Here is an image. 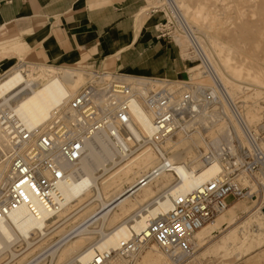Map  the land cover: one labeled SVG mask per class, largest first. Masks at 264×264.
<instances>
[{
    "label": "bare ground",
    "instance_id": "obj_1",
    "mask_svg": "<svg viewBox=\"0 0 264 264\" xmlns=\"http://www.w3.org/2000/svg\"><path fill=\"white\" fill-rule=\"evenodd\" d=\"M243 2L233 1V5H236L238 10L236 16L232 18L233 25L215 30L218 37L232 39L236 44V48L229 49L222 45L221 60L228 65L236 78H246L249 81L260 83L264 89V2L258 8L260 19L254 20L248 18L241 10ZM180 3L179 0H163L161 5L167 13L170 12L171 16H175L184 30V35L182 34L184 39L179 37L180 35L177 37L179 44L183 48L187 43L190 45L191 34L212 64L215 78L212 74L209 76L203 74L198 69V65L188 69L189 86L185 84L181 86L182 81L175 82L176 80L172 81L161 77L148 78L149 76L142 75L101 73L99 83L110 80L109 83L114 84L116 90L122 89L121 87L128 88V93L119 92L113 96L116 103L123 99L128 100L129 113L132 118L126 127L120 128L116 132L115 137H112L104 128L88 133L85 131L84 125H77L75 122L76 114L70 108L69 101L75 95L77 88L80 87L78 80L79 76L83 74L79 68L67 67L64 68L63 73L57 74L53 71L55 66L51 64L20 63L0 77V108L13 110L24 121L26 129L31 132L32 137L27 148L35 145L34 138L46 129L48 121L55 112L64 121L66 120L69 134L80 135L83 140V152L79 160L70 163L58 158L59 167L64 172V177L60 180L57 188L62 196V200L59 201V210L55 212H52V209L37 210L32 213L26 206L21 205L12 210L10 219H0V257L4 253H13V244L20 240L29 245L32 244V246L36 245L38 241L48 237L66 220H70L68 218L79 213L81 215L86 213V216H82V221L72 227L70 231L67 233L64 231V235L49 249L48 255L51 256L52 262L66 261L62 264H71L77 257L87 252L92 245H97L99 248L115 247L119 239L129 236L131 232L141 230L148 217L156 216L160 212L170 209V196L176 191L194 189L199 183L223 170L219 153L213 151L212 159L205 161L204 152L199 148L200 144L204 145L205 152L212 144L216 145L222 141L230 144L232 138L237 139L239 145L248 146L249 139L244 131L247 129V131H251L254 138L260 140L258 143L262 147L263 142L259 138V129H262V124L255 128L250 127L254 119L261 121L259 116L253 113L243 116L241 111L237 110L236 96L241 91L248 90V86H242L226 77L222 72H217L219 70L208 54L205 37L202 39L200 36L202 33L194 27V23L197 22L202 27L198 21V12L191 13L189 5L185 6V1L180 0ZM200 4H202L201 1L197 2L196 6ZM224 9L226 10V8ZM249 47L250 51H248ZM196 69L198 71L195 72ZM86 72L89 73L87 84L93 81L92 78L97 75V72L95 70H86ZM41 79L44 81L41 82ZM105 86H96L91 99L100 114H111L115 105L105 97ZM158 86H166L173 91L176 90L179 94L183 91H191V94L198 92L200 95L201 91L206 90L215 95L217 99L211 104L202 103L197 116L184 122L174 131V134L161 143L154 144L150 141L153 134L154 115L146 104L145 96ZM256 92L261 93L260 90ZM196 123L206 124L204 130H207L210 139L206 140L200 129L193 126ZM207 125L209 126L207 127ZM191 127L193 128L192 132L197 131L199 134L197 140L187 139L184 142L173 140V135L178 132H184L191 136L189 134L192 130ZM208 129L213 131L212 136ZM60 130L59 128L56 132L58 133ZM6 140V135L0 127V144L5 143ZM169 140L172 142L166 146L165 142ZM59 142L60 140L55 137L54 147ZM97 148H101L103 154L116 159V165L112 168L115 173L106 179L102 177L97 181H92L90 177L84 179L80 169L86 157L85 152L89 149L92 157L98 160L100 154ZM56 150L52 151L55 155H57ZM162 158L172 164L173 171H163L157 177L141 182L145 179L146 173L158 165ZM82 169L88 173L90 171L89 163L84 164ZM8 174L9 166L5 162L1 166L3 181L7 180ZM261 178L264 182V173ZM154 181H157V190L150 186ZM253 195V193L250 194V196ZM75 199H77V206L74 207L71 202ZM91 207L95 211L90 212ZM263 208L264 205H262V211ZM243 210L242 206L235 202L197 229L190 238L193 245L191 253L187 254L179 250L165 253L158 248L174 264H180L186 256H189V262L194 261L210 248L209 246L203 249L205 245L201 243L200 231L208 227L210 223L215 224L217 218L227 212L229 216L222 224V228H225L229 221L234 222L238 219V215ZM215 227L209 233L214 232ZM235 229L229 230V233ZM239 231L242 232V230ZM146 245L137 254L131 256L134 262ZM196 247L201 249L198 254H194ZM11 255L17 254L14 252ZM151 258H153V254L149 253L147 259L151 260ZM127 261L124 257H113L109 263L121 264Z\"/></svg>",
    "mask_w": 264,
    "mask_h": 264
},
{
    "label": "built area",
    "instance_id": "obj_2",
    "mask_svg": "<svg viewBox=\"0 0 264 264\" xmlns=\"http://www.w3.org/2000/svg\"><path fill=\"white\" fill-rule=\"evenodd\" d=\"M150 9L161 13V19L156 23L159 37H167L173 41L179 35H184V30L174 15L171 16L170 12L167 13L160 5ZM190 37L186 59L198 61L197 65L202 73L208 76L212 74L214 77L212 64L191 34ZM95 72L97 75L93 76V81L84 85L70 98V108L75 111L77 125H84L88 133L104 128L115 137L116 132L126 127L132 118L128 100L123 99L116 103L113 96L119 92L128 93V88L121 87L122 89L116 90L114 84L109 83L110 80L99 83L101 73L117 74L115 71L100 69V72ZM187 78L182 81L181 86L189 84L190 78L189 76ZM216 82L219 84L217 79ZM101 85H106L105 97L115 105L111 114H100L91 99L96 86ZM145 97L146 104L154 115L153 134L150 137V141L154 144L161 143L174 134L184 122L197 116L202 103L211 104L217 99L206 90L201 91L200 95L198 92L191 94V91H183L179 94L166 86H158L150 90ZM48 122L46 129L34 138L35 145L27 148L32 137L24 121L13 110L0 108V127L7 138L5 143L0 144V219H10L12 210L21 205L26 206L32 213L37 210L52 209V212L59 210L62 196L57 188L64 177V172L59 167L58 158L70 163L79 160L83 152V140L80 135L69 134L66 120L64 121L57 112ZM59 128L61 130L57 133ZM262 130L264 137V113ZM244 131L249 139L248 146L239 145L237 139L232 138L230 144L224 141L216 145L212 144L204 152L205 161L212 159L213 151L219 153L223 165L221 172L199 183L194 189L176 191L170 196V209L148 217L141 230L131 232L129 236L119 239L115 247L99 248L97 245H92L71 264H110L109 261L113 257H124L128 260L121 264H135L131 256L137 254L150 241L156 243L165 253L178 250L191 253L193 245L190 238L197 229L226 210L230 206L231 199L252 194L250 189L240 185L241 177L251 176L256 172L264 173V148L259 145V140L254 138L251 131L247 129ZM55 137L60 140L56 147H54ZM54 149H57V155L53 154ZM5 162L8 163L9 174L7 180L3 181L1 166ZM172 167L169 161L162 158L158 165L146 173L145 179L141 182L149 181L163 171H173ZM59 238L37 251L33 263L46 261V264H62L52 262L51 256L48 255L50 247Z\"/></svg>",
    "mask_w": 264,
    "mask_h": 264
},
{
    "label": "crops",
    "instance_id": "obj_3",
    "mask_svg": "<svg viewBox=\"0 0 264 264\" xmlns=\"http://www.w3.org/2000/svg\"><path fill=\"white\" fill-rule=\"evenodd\" d=\"M160 19L146 0H0V48L21 40L37 63L185 79L189 60L158 36Z\"/></svg>",
    "mask_w": 264,
    "mask_h": 264
},
{
    "label": "rangeland",
    "instance_id": "obj_4",
    "mask_svg": "<svg viewBox=\"0 0 264 264\" xmlns=\"http://www.w3.org/2000/svg\"><path fill=\"white\" fill-rule=\"evenodd\" d=\"M181 1H185L186 7L189 5L188 8L191 11V13L198 12L199 14L198 21L200 24H202V27L198 24V22L196 24L194 23L195 25L194 27L204 35L203 36L202 34L199 33L202 39H204L205 37V40L207 42L206 48L208 54L210 58L214 61L216 67L218 68L219 71L217 72L218 73L222 72L226 77L230 78L231 80H234L235 82L241 84L242 86L245 87L248 86V90L244 92L241 91L236 96L235 100H236L237 110L241 111L243 116L251 115V113L259 116V119L261 121L254 119L250 127L255 128L257 125L262 124V117L264 113L263 112L264 89L262 88L260 83L249 81L246 78L243 79L236 78L233 75V73H231L232 71L230 70L228 65L223 60H221L223 54L222 45H224L225 48L229 49L231 47L236 48V44L234 41H232V39L230 40V39L218 37L216 35L215 30L219 28H226L228 26L233 25L232 18L233 16H236V13L238 11L236 5L235 6L233 5L234 4L233 1H241V2L244 1L241 4V6L243 7L241 10L248 18L254 20V19H260V13L258 11V8L261 5V3L264 2V0H181ZM199 1L202 2V4H200L201 7L200 5L196 6V3ZM162 3L163 0H146V10H150V8H153V6L156 5H160L162 8L163 7V5H161ZM223 7L226 8V10ZM34 36L35 35H31L29 37L30 43L33 42L32 40L34 39ZM179 37L182 38V35H180ZM182 39H184V37ZM175 41L179 43L177 39H175ZM188 45H189L188 43L187 45H185L184 47L185 49L181 46L182 49L181 51L184 58L188 57L187 49H186L188 48ZM28 48L29 46L28 45L26 46L23 42H21V40H14L12 43L1 47L0 56L2 58L1 63H3V65L0 74L10 71L12 68L17 67L20 63L41 64V63L33 62L29 58L24 59V57H22V53H24ZM248 51H250V47L248 48ZM12 56H16V58ZM42 64H46V65L51 64L55 66V69H53V71L57 74L63 73L64 68L73 67L67 65L62 66L52 63L49 64L42 63ZM197 64L198 61L189 60L187 64V68L188 67L190 68ZM73 68H77V67H73ZM79 69L82 70L83 75L79 76L80 78L78 82H80L79 83L80 87L77 88V91L74 94H76L82 87H84V85H86V81L88 80L89 77V73L86 72V70L89 71L88 69L91 70L93 69L95 71L100 72V70L90 67H87V69H83V68H79ZM198 69L200 70V67ZM196 71L198 70L196 69L195 72ZM116 73L127 74L124 71H119ZM189 75L190 74L188 72V76ZM146 77L148 78L161 77L165 79V77H163L158 73L149 74L146 75ZM187 77L185 79H174V80H176L175 82H179V81L187 80L188 79ZM43 81L44 80L41 79V82ZM257 90H260L261 93L258 94L256 92ZM193 126L200 129L202 136H204L206 140L210 139L207 130H204L206 124L196 123ZM208 126L209 125H207V127ZM191 129L192 130H190L191 132L189 133L191 134V136H188L184 132L183 133L178 132L175 133V135H173V140L175 142H179V141L184 142L187 141V139L191 141L197 140V136H199V134L197 133V131L192 132L193 131L192 127ZM208 130L211 131V129ZM259 130H260L259 138L262 139L263 142L262 147L264 148L263 130L262 129ZM210 134H211L210 136H212L213 131H211ZM171 142L172 141L170 140L166 141L165 145L166 146L170 145ZM203 147L204 145L200 144L199 148L203 150V152H205L204 150L205 147L204 148ZM97 151L100 154V158L98 160L92 157V155L90 154L91 151L89 149L85 152L86 157L80 169V173H82L84 179H88V177H90L92 181L93 180L97 181L102 177L106 179L111 174L115 173V170H112V168L113 166L116 165L115 163L116 159L110 158L107 154H103L101 148H97ZM87 163H89V169H90L88 173L82 169L83 165ZM261 177H262L261 172H256L254 173V175L251 176L245 175L241 177V179L239 180L240 185L247 187L248 190L249 189L251 191L253 190L252 193L254 195L249 197L246 196L242 198L231 199L230 205L237 202L239 205L242 206V209H244L240 213V215H238L239 216L238 219H236L234 222L229 221L228 225L225 226V228H222L223 221H225L229 216L227 215V212H225L223 215L217 218L215 224L210 223L208 227L202 229L199 234L201 238V243L205 245L203 249H206L209 246L210 248L205 253L200 254L199 258L194 261L189 262L188 260L189 256H186L185 258H183L180 264H264V211H262V205H264V182L262 181ZM150 186L152 189L157 190L156 188L157 181L152 182ZM72 203L74 207L77 206V199L71 202V204ZM93 211H95V209L91 207L90 212ZM82 216L85 217L86 213H84L83 215L79 213L73 217L68 218L70 220H66L63 224H61L56 229H54L50 233V235H48V237H45V239L40 240L41 242L38 241L34 246H32V244L29 245L21 240L14 243L16 246L13 244L12 248L17 255L15 256L11 255L14 254V252L4 253V255L2 254L0 257V264H34L32 259H35L34 257L37 255L38 253L37 251L49 245L51 241L56 240L58 237L61 238L65 232L67 233L72 229V227L78 225L83 219ZM213 227H215L216 230L212 233H209V231L212 230ZM234 228H236L235 231L229 233L231 230H234ZM239 230H242V232H240ZM196 249H194V254L196 253L198 254L201 251V249L197 247ZM149 253L153 254V258H151V260L147 259ZM136 259H137L135 261L136 264H174L173 262H171V260L167 255L161 252L157 244L154 243L153 241L148 242L144 250H142V252L137 256ZM63 262H57V263H63ZM43 264H46V261Z\"/></svg>",
    "mask_w": 264,
    "mask_h": 264
},
{
    "label": "water",
    "instance_id": "obj_5",
    "mask_svg": "<svg viewBox=\"0 0 264 264\" xmlns=\"http://www.w3.org/2000/svg\"><path fill=\"white\" fill-rule=\"evenodd\" d=\"M264 211V210H263Z\"/></svg>",
    "mask_w": 264,
    "mask_h": 264
}]
</instances>
